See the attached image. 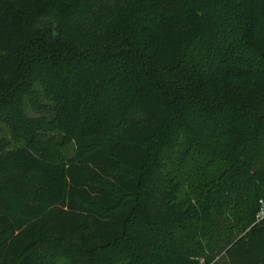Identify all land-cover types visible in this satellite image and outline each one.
<instances>
[{
  "label": "trees",
  "instance_id": "1",
  "mask_svg": "<svg viewBox=\"0 0 264 264\" xmlns=\"http://www.w3.org/2000/svg\"><path fill=\"white\" fill-rule=\"evenodd\" d=\"M0 264H264V0H0Z\"/></svg>",
  "mask_w": 264,
  "mask_h": 264
},
{
  "label": "rangeland",
  "instance_id": "2",
  "mask_svg": "<svg viewBox=\"0 0 264 264\" xmlns=\"http://www.w3.org/2000/svg\"><path fill=\"white\" fill-rule=\"evenodd\" d=\"M2 127H3V131H1L0 137L1 136H5L7 138L10 137L9 129L6 126H4L3 124H2Z\"/></svg>",
  "mask_w": 264,
  "mask_h": 264
}]
</instances>
